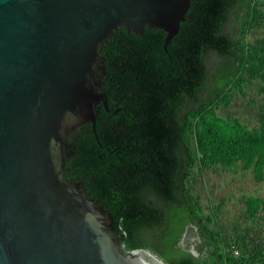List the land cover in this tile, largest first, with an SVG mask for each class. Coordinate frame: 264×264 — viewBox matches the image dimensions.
Wrapping results in <instances>:
<instances>
[{"label":"trees","instance_id":"obj_1","mask_svg":"<svg viewBox=\"0 0 264 264\" xmlns=\"http://www.w3.org/2000/svg\"><path fill=\"white\" fill-rule=\"evenodd\" d=\"M256 1L189 0L166 52L165 32L148 27L142 35L119 28L102 50L99 91L109 111L100 109L94 130L84 124L71 137L64 175L111 213L123 253L147 249L166 264H264V232L229 242L208 225L189 186L195 166L250 170L264 181V36L245 43L247 29L264 31ZM255 78L263 95L256 128L214 112L228 104V90ZM244 204L248 219L264 224V198ZM187 226L196 229L197 255L180 245Z\"/></svg>","mask_w":264,"mask_h":264},{"label":"water","instance_id":"obj_2","mask_svg":"<svg viewBox=\"0 0 264 264\" xmlns=\"http://www.w3.org/2000/svg\"><path fill=\"white\" fill-rule=\"evenodd\" d=\"M189 0H0V264H166L121 251L113 217L65 178L71 137L108 110L114 32L174 37ZM116 111L112 112L113 114ZM183 249L197 255L193 246Z\"/></svg>","mask_w":264,"mask_h":264},{"label":"rangeland","instance_id":"obj_3","mask_svg":"<svg viewBox=\"0 0 264 264\" xmlns=\"http://www.w3.org/2000/svg\"><path fill=\"white\" fill-rule=\"evenodd\" d=\"M256 2L258 10L264 13V0ZM227 27L229 29L230 24ZM263 36L262 26L254 25L247 29L245 43H255ZM212 58V55L209 56L208 62ZM226 94L230 96L228 104L215 105L214 112L220 117L239 122L247 129L256 128L263 97L260 80L257 78L248 80L243 84L241 91L232 88ZM191 175L192 181L189 186L209 226L216 229L229 242L237 235H244L247 242L252 241L251 237L258 239L263 237L264 224L260 220L248 219L244 203L250 196L264 198V181L256 183L250 170L223 169L218 166L207 168L195 166ZM196 241H198L196 229L190 226L184 245L189 247Z\"/></svg>","mask_w":264,"mask_h":264},{"label":"built area","instance_id":"obj_4","mask_svg":"<svg viewBox=\"0 0 264 264\" xmlns=\"http://www.w3.org/2000/svg\"><path fill=\"white\" fill-rule=\"evenodd\" d=\"M233 253H234V255H237L238 254L237 251H234Z\"/></svg>","mask_w":264,"mask_h":264},{"label":"bare ground","instance_id":"obj_5","mask_svg":"<svg viewBox=\"0 0 264 264\" xmlns=\"http://www.w3.org/2000/svg\"><path fill=\"white\" fill-rule=\"evenodd\" d=\"M187 232H188V231H187ZM185 237H186V234H185ZM187 238H188V237H187ZM187 238H186V239H187ZM184 239H185V238H184ZM185 246H186V245H185Z\"/></svg>","mask_w":264,"mask_h":264}]
</instances>
